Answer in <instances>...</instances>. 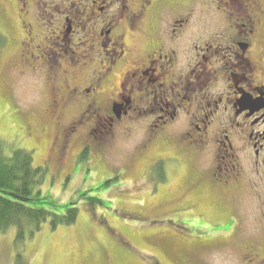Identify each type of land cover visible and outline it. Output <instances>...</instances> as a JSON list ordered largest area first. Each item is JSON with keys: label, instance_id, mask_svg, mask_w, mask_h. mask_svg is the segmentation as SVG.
<instances>
[{"label": "rangeland", "instance_id": "1", "mask_svg": "<svg viewBox=\"0 0 264 264\" xmlns=\"http://www.w3.org/2000/svg\"><path fill=\"white\" fill-rule=\"evenodd\" d=\"M144 1L133 0V10L143 7ZM240 1L241 7L249 2ZM179 2L189 5V0ZM210 7L212 11H198L185 25L194 29L193 33H187L188 44H199L203 50L212 45L205 39L209 35L205 38L203 35L209 29L215 32V18L231 14L242 19L237 10H229L219 0H212ZM20 9H15L11 0H0V35L4 40L0 44V139L6 142L8 150L31 151L34 166L46 169L43 185L35 189L42 195L26 205L43 207L58 215L65 214L71 206L77 210V221L53 230L49 220L22 244L16 240L15 228L0 234V264H264V172L254 163L256 146L247 127L233 125L238 121L228 113H224L231 117L226 123L224 114L218 112L210 126L202 123L201 118L199 126L208 130L201 142L206 149L198 150L192 144L196 134L203 132L185 135L188 124L194 123L191 116L182 117L184 128L175 131L159 119L165 117L171 122L172 118L163 111L155 110L147 117L140 110L142 115H128L122 123L115 121L113 127L107 126V131L115 134L112 150L103 152L92 145L97 143L92 138L85 159L78 155L88 127L95 128L93 115L88 113L89 126L71 136L68 151L62 150L65 147L60 136L62 127L84 116L87 99L80 91L73 97L71 86L55 85L51 91L52 83L49 84L44 74L33 71L31 55L26 54L24 64L21 63L23 49L40 56L38 62L45 60L44 47L41 50L36 47L45 43L47 33L42 28L44 21L32 16L37 14L36 9L32 15L22 12L21 22L17 15ZM7 11L10 19L4 15ZM75 23L76 31L67 49L60 51L62 43L53 49L52 55L57 60L53 66L58 67L55 78L67 68L66 60L72 53L81 49L80 42L77 48L74 42L85 31L80 23ZM141 24L143 32L139 37H133L135 34L127 37V42L134 44L142 57L137 62L145 60L150 44V26L143 20ZM210 52H206V58ZM92 54L99 57L94 64L103 58L99 52ZM217 56L211 57L212 64ZM117 67L110 74L113 77L121 68ZM79 72L74 75L79 77L78 81L71 80L78 88L84 84L81 81L85 77L94 74L95 68L85 66ZM51 74L45 72L49 79ZM113 84H108L106 89ZM224 89L227 93L231 87ZM219 94L204 92L202 99L217 102ZM133 117L137 123L134 127ZM154 123L164 124L165 129L153 127ZM241 141H247L246 148ZM221 148L243 163L241 174L249 186L242 191L241 201L226 199L221 194L231 196V188L226 185L221 187V193L213 191L211 183L207 184L209 187L203 186V178L198 175L205 168L206 180L215 179V161ZM248 151L252 158L247 157ZM189 159L195 167L188 163ZM228 173L225 178L233 175L232 168ZM0 193L10 199L15 196L13 191L0 189Z\"/></svg>", "mask_w": 264, "mask_h": 264}, {"label": "flooded vegetation", "instance_id": "2", "mask_svg": "<svg viewBox=\"0 0 264 264\" xmlns=\"http://www.w3.org/2000/svg\"><path fill=\"white\" fill-rule=\"evenodd\" d=\"M11 2L15 9L21 7L17 12L20 22L22 12L32 15L36 9L37 14L32 16L34 19L40 17L39 20L44 21L45 27L42 28L47 33L45 43L42 42L36 47L39 50L44 47L45 60L38 62L40 56L37 57L23 49L21 63L24 64L26 54L31 55L33 71L44 74L49 84L52 83L51 91L55 85L62 84L71 86L73 97L79 95L80 91L87 99L84 116L77 122L62 127L60 136L65 142L63 149L59 146L62 150L68 151L71 136L79 134L83 127L89 126L88 113L93 115L95 128L92 130V127H88L87 139L84 138V146L78 156L86 159L87 151L92 145L98 146L103 152L112 150L115 134L114 131H107V126L113 127L115 121H124L128 119V115H142L140 110L146 112L147 117H151L155 110L163 111L172 120L169 122L165 117L159 119L164 120L167 128L175 131L184 128L185 122L181 121L184 117L191 116L196 124H188L185 135L190 136V132H203L196 134V141L200 145L198 150H204L206 147L201 146V142L206 138L208 129L202 130L198 123L203 118L202 123L210 126L216 114L220 112L228 113L237 120L238 123L233 124L236 127L246 126L251 132L252 141L256 146L254 163L264 172V0H249L243 7L240 0H219L229 10H237L242 19L231 14L229 17L224 14L225 17L220 18V15L216 14L220 19L215 18V32L206 29V34L203 35V38L209 35L205 39H208L207 43L212 44L206 47V50L201 49L199 44H188L190 34L187 33H193L194 29L185 25L190 23L189 17L195 16L198 11H212V0H189V5L179 0H145L144 6L137 11L133 10V0ZM4 15L10 19L8 11ZM142 20L147 21L150 26V44L145 60L137 62L142 57L138 55L135 45L127 42V37H132L133 34V37L141 35ZM240 20L242 23H239ZM75 22L80 23L85 31L82 38L74 42L75 48L79 47L77 43L80 42L81 49L72 53V57L66 60L69 61L67 68H63L60 77L55 78L58 67L53 66L57 63L52 55L55 52L53 49L59 43H62L60 51L67 49L70 38L76 31ZM22 46L25 48L23 44ZM93 52H99L103 57L97 64L94 62L99 57L92 54ZM206 52H210L207 58ZM58 54L57 50L56 55ZM213 55L218 56L212 64L210 59ZM100 65L102 66L98 70ZM117 65L121 68L113 77L110 74L115 71ZM85 66L94 67L95 72L85 77V80L81 81L84 84L78 88L79 85L71 84V80L78 81L79 77L74 78V75ZM48 71L52 73L51 79L45 75ZM115 78L116 82L113 81ZM111 81L114 84L110 89H106ZM224 86L231 87V90L225 93ZM142 91L145 93L140 94ZM204 92L221 94L217 102H213L214 100L202 99ZM54 93L57 95L59 89H54ZM137 106L140 107L136 108ZM230 118L224 114L225 123ZM164 124L154 123L153 127H159L163 131ZM134 126H137L135 117ZM92 138L97 143L90 145ZM242 144L247 147V141ZM250 153L248 151L247 157L252 158ZM247 157H244V160ZM234 162L238 163V166H235ZM242 165L240 159L237 160L221 148V154L216 157L215 170L219 173L225 171L227 174L231 168L233 170V175L226 178L228 180H220L219 192L223 185L231 188V196L220 192L226 199L241 201L242 191L245 192L249 186V182L241 174Z\"/></svg>", "mask_w": 264, "mask_h": 264}, {"label": "trees", "instance_id": "3", "mask_svg": "<svg viewBox=\"0 0 264 264\" xmlns=\"http://www.w3.org/2000/svg\"><path fill=\"white\" fill-rule=\"evenodd\" d=\"M1 42L3 39L0 35V44ZM192 145H196L194 146L196 149L200 147L196 141ZM188 163L195 167L193 160L189 159ZM45 172L46 169L34 166V156L31 151L25 149L8 150L6 142L0 139V189L3 192L13 191L16 196L10 199L0 193V234H6L15 228L17 231L16 240L22 244L27 237H33L34 233L40 231L42 225L49 220L53 230L61 225L70 226L76 223L77 210L71 206L66 208L65 214L58 215L43 207L32 208L26 205V202L33 201L42 195L40 190L35 192V189L43 185ZM207 172L205 168L198 172V175L201 174L203 178L202 185L209 187L207 184L211 183L210 186L213 191L217 190L220 193V180L223 179L225 182L227 173L225 171L219 173L216 169L215 179L212 178L211 181H208L204 176ZM18 257L21 258L20 255Z\"/></svg>", "mask_w": 264, "mask_h": 264}]
</instances>
